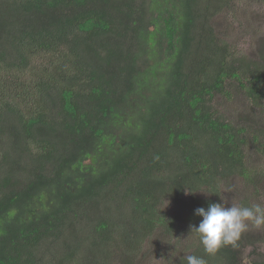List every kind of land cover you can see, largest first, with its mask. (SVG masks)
Returning a JSON list of instances; mask_svg holds the SVG:
<instances>
[{
  "label": "trees",
  "instance_id": "1",
  "mask_svg": "<svg viewBox=\"0 0 264 264\" xmlns=\"http://www.w3.org/2000/svg\"><path fill=\"white\" fill-rule=\"evenodd\" d=\"M240 1L0 0V264H143L160 247L264 264L243 259L258 233L208 254L190 232L231 179L261 177L246 149L262 132L214 106L264 108V62L215 30Z\"/></svg>",
  "mask_w": 264,
  "mask_h": 264
},
{
  "label": "rangeland",
  "instance_id": "2",
  "mask_svg": "<svg viewBox=\"0 0 264 264\" xmlns=\"http://www.w3.org/2000/svg\"><path fill=\"white\" fill-rule=\"evenodd\" d=\"M215 30L218 36H224L234 50L245 55L249 59L264 62V3L253 0H241L232 12H227L215 20ZM215 108L226 112L228 118H233L240 127L250 126L254 130L262 132L261 143L263 148L249 146L246 149L247 165L250 170L260 173V179L254 183H248L242 178L231 179L222 192V203L230 207L240 206L247 202L248 206L260 204L264 206V108L252 109V106L240 94L231 102L222 98L214 100ZM227 110V111H226ZM229 118V119H230ZM244 205V204H243ZM167 202L166 209L173 212ZM173 214V213H171ZM253 232L258 233L256 238H264L263 227L257 229L249 224L248 229L241 234L245 238L253 239ZM243 259L249 263L253 259L264 258V241L252 243V240L243 242ZM162 250V258L149 256L143 264H171L178 257V252H170L165 247ZM256 249L257 254L250 256ZM183 253L188 254L184 251Z\"/></svg>",
  "mask_w": 264,
  "mask_h": 264
},
{
  "label": "clouds",
  "instance_id": "3",
  "mask_svg": "<svg viewBox=\"0 0 264 264\" xmlns=\"http://www.w3.org/2000/svg\"><path fill=\"white\" fill-rule=\"evenodd\" d=\"M195 215L202 217L198 226L191 225L190 232L199 235L208 254H215L221 247L235 246L249 224L259 229L264 227V206H226L225 203H210L207 209L197 208ZM187 264H206L203 258L188 256Z\"/></svg>",
  "mask_w": 264,
  "mask_h": 264
}]
</instances>
